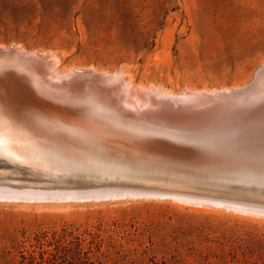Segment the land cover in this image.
Returning a JSON list of instances; mask_svg holds the SVG:
<instances>
[{
	"label": "rangeland",
	"instance_id": "rangeland-1",
	"mask_svg": "<svg viewBox=\"0 0 264 264\" xmlns=\"http://www.w3.org/2000/svg\"><path fill=\"white\" fill-rule=\"evenodd\" d=\"M12 48L47 60L46 53H54L62 73L120 70L135 87L153 85L174 94L242 88L264 65V0H0V51ZM63 174L35 173L0 157V185L20 183L14 186L18 191L37 194L56 190L50 185L93 178L75 170ZM199 180L149 183L222 198H259L264 208V186ZM225 190L226 196L218 194ZM39 198L0 200V264H139L152 224L170 216L171 224L181 220L191 231L186 253L192 264H264L262 212L174 198Z\"/></svg>",
	"mask_w": 264,
	"mask_h": 264
},
{
	"label": "bare ground",
	"instance_id": "bare-ground-1",
	"mask_svg": "<svg viewBox=\"0 0 264 264\" xmlns=\"http://www.w3.org/2000/svg\"><path fill=\"white\" fill-rule=\"evenodd\" d=\"M12 50H8L11 53H7V50L0 53V95H3L0 97V157L7 161L24 164L35 173L51 175H62L74 170L123 175L122 172L147 167L151 176H177L185 182L203 178L198 172L202 167L206 170L212 168L214 171L210 172L223 175L224 178L220 179L226 184L236 186L244 182L253 187L264 186V181L256 171L260 166V146L264 144V65L257 70L249 86L246 84L242 88L223 91H183L174 94L153 85L135 87L129 80L124 79V73L120 70L109 74L89 67L70 68L62 73L54 53H46L47 60L41 54ZM30 59L37 62L31 65ZM79 70L109 74V78L119 81L120 86L112 89L114 92L110 93L109 100L105 97L102 99L95 86H89L87 93L83 95L70 94L68 87ZM63 87L66 90H62ZM240 89L243 90L236 93H239L236 98L222 104L224 106L216 104L208 108V102H198L203 99L210 100L206 96H218L222 92L232 94ZM156 93H161V97H156ZM4 95L6 99H2L5 98ZM9 96H14V100L19 101L16 102ZM46 97L68 105L73 104L81 109L75 112L62 110L58 115V111L52 110L54 105L47 102ZM165 101L173 106L186 105L187 101H194V104L190 108L191 114L188 111L187 117L174 119L168 110L164 115L159 112L158 109ZM84 105L88 107L82 109ZM30 113L35 115L34 118L28 116ZM222 129L227 132H222ZM154 132L162 137L170 135L175 138L189 134L193 140L206 134L213 148L239 147L234 154L227 153L232 157L231 163L237 170L228 169L223 173L218 171L214 163L204 165L199 158L203 156L202 153L207 152L204 151L209 148L207 143L199 148L195 147L197 151L193 153L194 150L189 155H181L191 153L189 149L181 150L183 146H180V150L153 147L157 152L145 153L131 143L133 150L128 149L124 155L114 156L109 155L95 142L71 141V138L87 140V137L88 140H101L106 134L149 137ZM63 184L65 183L62 186ZM257 209L254 207L247 210L258 211L260 214Z\"/></svg>",
	"mask_w": 264,
	"mask_h": 264
},
{
	"label": "water",
	"instance_id": "water-1",
	"mask_svg": "<svg viewBox=\"0 0 264 264\" xmlns=\"http://www.w3.org/2000/svg\"><path fill=\"white\" fill-rule=\"evenodd\" d=\"M2 53V51H0ZM36 57V56H35ZM38 60V59H37ZM29 62H31V65L34 64V60L30 59ZM110 74V73H109ZM109 74L103 75L101 73L97 72H88L86 70H79L77 71V77L75 79H71L73 83L69 85V93L73 95H83L84 93H87V89L92 86L96 87L98 95L104 99H111L110 93L113 91V88L119 87V81L112 80L109 77H111ZM103 80V81H102ZM111 80V81H107ZM249 86V85H248ZM67 88V90H68ZM72 88V89H71ZM62 90H66L65 87L62 88ZM243 89L234 91L235 93H228L222 92L218 96H211L205 97L209 98L210 100H199L208 102V108L214 107V105H222L225 104L230 99L233 100L236 98V96L239 94H236L239 91H242ZM95 91V90H94ZM114 92V91H113ZM117 92V90H116ZM10 99L15 98L14 96H9ZM117 97V95H116ZM119 97V92H118ZM46 101L53 104V111H58V115L62 113V110H69L71 112L79 111L81 108L73 105V104H66L63 102H60L58 100H52L48 99L46 97ZM14 100V99H12ZM154 100V99H151ZM19 101V100H18ZM17 101V102H18ZM197 102V103H198ZM194 104V101H187L186 105H172V103L169 102H163L162 106L160 107L159 112H161L162 115L165 114V111L168 110V113H171V117L174 119L176 118H183L187 117L186 114L190 112V108H192V105ZM166 106V107H165ZM180 106V107H179ZM224 106V105H222ZM88 106L84 105V108L86 109ZM66 108V109H65ZM189 111V112H188ZM188 112V113H187ZM191 114V112H190ZM189 114V115H190ZM130 122V120H129ZM226 130V128H225ZM222 132H227L223 131ZM180 134V133H179ZM183 137L179 136L175 138L174 136L170 135H164L163 137L158 135L156 132H154V135L145 137L142 135L139 136H129V135H113V134H106L101 138V140L98 138H92L90 140L86 139H74L71 138V141H83L87 143H97L101 149H103L105 152H108L109 155L114 156H121L126 153V151L129 149L131 150V146L135 144L134 146L139 149L145 151V153L149 152H157V149H154L153 147H160V148H168L170 150L176 149L180 150V146H183L181 150L189 149L191 153H185L181 155H189L195 153L197 150H195V147L204 145L203 143H207L208 149L204 150L207 151L203 156H201L200 161L204 163V165L212 164L214 163L218 171L225 172L226 170H232L235 171L237 168L232 165V157H229L227 153H235L237 152V148L239 147H211L212 144L210 143V138L207 139V142H201L198 140H193L190 138L187 134H182ZM204 136L209 137L208 135L204 134ZM193 137V136H191ZM89 141V142H88ZM118 144H113V143ZM198 142V143H196ZM100 143V144H99ZM121 144V145H120ZM174 144H179L180 146H175ZM194 144V146L192 145ZM125 145V146H122ZM116 146V147H115ZM125 149H123V148ZM191 147V148H190ZM125 150V151H124ZM133 150V149H132ZM195 150V151H194ZM194 151V152H193ZM180 152V151H178ZM193 152V153H192ZM168 161V160H167ZM79 171V170H76ZM81 172H86L85 170H80ZM214 171L212 168H209L206 170L205 168H200L198 171L201 175V177L207 178V179H216L219 180V182H224L220 178H224L223 175L217 174L216 172H210ZM88 174H92L89 177L88 180L83 179L80 181L72 182L68 184L67 186H62L58 182L57 186L50 185L56 190H49V191H41L37 194H34V192L26 190H15L14 186H20L18 183H9L7 182L4 185H0V200H35L37 198L39 199H45V200H51L57 198L56 200H97V201H106V200H124V199H165V198H174L179 201H184L187 203H195V204H202V205H216L225 207L228 209H232L235 211H241L246 209H252V208H260L263 211H259L264 213V208L260 207L259 198L255 199H248L243 198L241 196H234V198L229 197H217L213 195H209L207 193H194V192H186L183 190L178 191H171V190H165L158 186H153L149 182H161V181H167V180H173L176 182H183L184 180L180 179L179 177L175 176H162L158 177L151 176L149 173V169L147 167H142L137 170H131L127 173L122 172L123 175L117 174V173H100V172H86ZM96 175V176H95ZM95 179V180H92ZM99 179V180H97ZM200 179V178H199ZM195 180V182H198L200 180ZM244 184V182L242 183ZM226 184L221 185L222 187H225ZM183 187V186H181ZM188 188V187H185ZM63 190V191H62ZM216 193V192H215ZM221 194H228L227 192H222ZM251 212H255L251 210Z\"/></svg>",
	"mask_w": 264,
	"mask_h": 264
},
{
	"label": "trees",
	"instance_id": "trees-1",
	"mask_svg": "<svg viewBox=\"0 0 264 264\" xmlns=\"http://www.w3.org/2000/svg\"><path fill=\"white\" fill-rule=\"evenodd\" d=\"M173 217H168L167 222L161 225L152 224L148 233L149 245L141 248L139 257L136 261L139 264H192L187 258L186 253L189 248L186 239L191 236V231L186 229L181 220L177 225H173ZM154 237H158V242H154ZM140 247H142L140 245ZM157 253L160 254V258L157 259ZM150 254L153 256L147 257ZM201 256V253H199ZM167 257V258H166ZM200 261H195V264H200ZM75 264H78L76 262ZM84 264H94L93 262H87ZM194 264V263H193Z\"/></svg>",
	"mask_w": 264,
	"mask_h": 264
},
{
	"label": "snow or ice",
	"instance_id": "snow-or-ice-1",
	"mask_svg": "<svg viewBox=\"0 0 264 264\" xmlns=\"http://www.w3.org/2000/svg\"><path fill=\"white\" fill-rule=\"evenodd\" d=\"M195 138L199 139L201 142H207L208 139V137L204 136L203 134ZM256 171L258 172L260 179L264 181V144L260 146V166Z\"/></svg>",
	"mask_w": 264,
	"mask_h": 264
}]
</instances>
